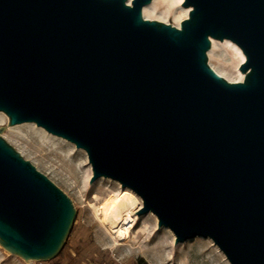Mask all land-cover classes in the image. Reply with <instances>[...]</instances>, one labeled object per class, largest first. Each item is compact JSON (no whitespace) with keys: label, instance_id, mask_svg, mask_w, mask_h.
I'll use <instances>...</instances> for the list:
<instances>
[{"label":"water","instance_id":"obj_1","mask_svg":"<svg viewBox=\"0 0 264 264\" xmlns=\"http://www.w3.org/2000/svg\"><path fill=\"white\" fill-rule=\"evenodd\" d=\"M152 0H0V111L86 151L177 241L208 237L231 264H264V0H184L180 26ZM245 54L242 81L208 62ZM0 126V245L26 262L63 250L72 199ZM90 181V182H91Z\"/></svg>","mask_w":264,"mask_h":264},{"label":"rangeland","instance_id":"obj_2","mask_svg":"<svg viewBox=\"0 0 264 264\" xmlns=\"http://www.w3.org/2000/svg\"><path fill=\"white\" fill-rule=\"evenodd\" d=\"M168 1L174 9L181 10L173 0ZM171 19L173 24L174 17ZM224 41L217 40L212 58L209 57L211 49L208 51V62L216 68L225 64L230 72H234L238 61L226 48ZM19 132L26 135L17 137L21 146L28 154L43 161L44 165L34 164L29 155L24 157L72 199L77 214L65 246L56 258L26 262L18 255L7 256L9 251L0 245V260L2 257L5 258L0 264H227L212 245V239L196 236L189 238L191 241L186 239L176 242V235L169 227L159 226L156 214L151 211L139 215L136 213L143 205L133 214V226L126 241L114 247L112 237L114 231L103 223L102 207L107 198L126 191L122 190V184L104 176L91 181L93 169L85 150L78 148L68 152L54 144L43 142L27 131ZM5 133L11 134L9 126L2 135ZM14 146L18 149L16 145ZM47 166L54 168L56 174H51ZM138 197L139 202L143 203L142 198L139 195Z\"/></svg>","mask_w":264,"mask_h":264},{"label":"bare ground","instance_id":"obj_3","mask_svg":"<svg viewBox=\"0 0 264 264\" xmlns=\"http://www.w3.org/2000/svg\"><path fill=\"white\" fill-rule=\"evenodd\" d=\"M173 2L175 5L179 6L181 10L178 11L174 9L172 7V4L168 0H152L151 3L146 4L143 7L144 17L152 20H160L166 23H169L170 18L174 17L173 24H175L176 26H180L182 20L188 16L190 9L182 7L184 0H173ZM129 3H132V0H129ZM211 40L212 48L209 51L210 58H212V52L217 46V39L211 38ZM224 44L226 45V48L229 49V51L232 52L237 58L238 62L236 65V71L230 72L229 68L225 64H221L219 68H216L214 65L212 66L219 74L227 78L229 81H242L244 79V74L240 71L239 66L242 62L245 61V54L243 53L241 48L230 39H225ZM2 125L9 126V132H11V134L5 133L4 137L11 144L16 145L18 150L23 154V156L29 155L32 162L36 165H44V163L39 158L28 154L27 151L23 148V146H21L17 137H26V135L20 133V130L27 131L37 136L43 142L54 144L59 148L66 149L68 152H72L78 149V147L71 141L50 133L45 128L38 126L34 122H24L15 126H11L8 123L7 114L3 111H0V126ZM47 167L51 174H56L54 168H51L50 166ZM124 189L126 191H122V193H119L118 195L110 196L109 198H107L102 207L103 223L109 225L114 231L112 235L114 247H118L122 242L126 241L129 236V232L133 226V214H135L136 210L138 208H141L143 205L142 202H139L138 194L133 189H131L130 187H124ZM155 218L157 221L156 216ZM189 241L191 240L189 239ZM211 243L221 254L224 261L227 264H230L223 252H221V250L219 249V247L212 240ZM7 256L14 257L16 255L8 252ZM4 260L5 258L2 257L0 261Z\"/></svg>","mask_w":264,"mask_h":264}]
</instances>
